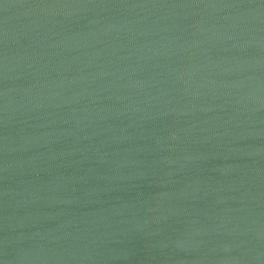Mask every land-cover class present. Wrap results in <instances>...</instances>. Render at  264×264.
Returning a JSON list of instances; mask_svg holds the SVG:
<instances>
[{
    "label": "water",
    "instance_id": "obj_1",
    "mask_svg": "<svg viewBox=\"0 0 264 264\" xmlns=\"http://www.w3.org/2000/svg\"><path fill=\"white\" fill-rule=\"evenodd\" d=\"M0 264H264V0H0Z\"/></svg>",
    "mask_w": 264,
    "mask_h": 264
}]
</instances>
